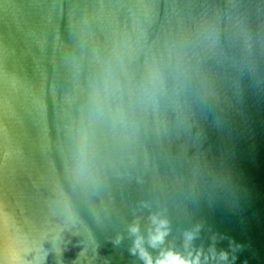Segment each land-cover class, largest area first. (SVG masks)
Listing matches in <instances>:
<instances>
[{
  "label": "water",
  "instance_id": "95a60500",
  "mask_svg": "<svg viewBox=\"0 0 264 264\" xmlns=\"http://www.w3.org/2000/svg\"><path fill=\"white\" fill-rule=\"evenodd\" d=\"M264 264V0H0V264Z\"/></svg>",
  "mask_w": 264,
  "mask_h": 264
},
{
  "label": "clouds",
  "instance_id": "9594fccd",
  "mask_svg": "<svg viewBox=\"0 0 264 264\" xmlns=\"http://www.w3.org/2000/svg\"><path fill=\"white\" fill-rule=\"evenodd\" d=\"M169 259L173 260V264H177V262L174 260V258L169 257Z\"/></svg>",
  "mask_w": 264,
  "mask_h": 264
}]
</instances>
